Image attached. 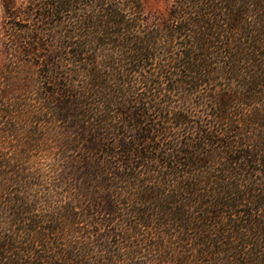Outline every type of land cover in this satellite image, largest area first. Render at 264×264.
Listing matches in <instances>:
<instances>
[{
    "label": "trees",
    "instance_id": "obj_1",
    "mask_svg": "<svg viewBox=\"0 0 264 264\" xmlns=\"http://www.w3.org/2000/svg\"><path fill=\"white\" fill-rule=\"evenodd\" d=\"M33 12L5 8L0 264H264V0Z\"/></svg>",
    "mask_w": 264,
    "mask_h": 264
},
{
    "label": "rangeland",
    "instance_id": "obj_2",
    "mask_svg": "<svg viewBox=\"0 0 264 264\" xmlns=\"http://www.w3.org/2000/svg\"><path fill=\"white\" fill-rule=\"evenodd\" d=\"M171 2L172 0H143V14L146 25L154 20H162L166 16ZM44 3L45 0H0V68L6 61L5 42L8 37H5L4 30L8 28L11 21L6 18L5 8H9L18 16L11 21L17 25V28L30 29V26L32 27L33 23H36L38 24L36 27H39L41 31L44 27L36 22L37 13L35 14L33 11L34 9L39 11ZM26 12L29 13V16H26ZM152 117L154 120L158 119L154 114H152Z\"/></svg>",
    "mask_w": 264,
    "mask_h": 264
}]
</instances>
